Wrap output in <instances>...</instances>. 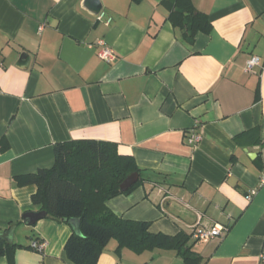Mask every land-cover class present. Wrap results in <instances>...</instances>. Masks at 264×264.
<instances>
[{
	"label": "crops",
	"instance_id": "obj_1",
	"mask_svg": "<svg viewBox=\"0 0 264 264\" xmlns=\"http://www.w3.org/2000/svg\"><path fill=\"white\" fill-rule=\"evenodd\" d=\"M100 1L104 19L86 0H0V232L13 225L24 245L0 264H75L65 251L73 227L27 224L37 186L16 178L84 139L115 143L142 169L140 184L107 201L116 215L190 235L198 264H264V0H192L212 24L192 43L165 0ZM101 41L113 62L99 56ZM252 55L261 62L249 72ZM216 224L227 231L193 237ZM97 264L190 263L176 249L137 253L113 239Z\"/></svg>",
	"mask_w": 264,
	"mask_h": 264
},
{
	"label": "trees",
	"instance_id": "obj_2",
	"mask_svg": "<svg viewBox=\"0 0 264 264\" xmlns=\"http://www.w3.org/2000/svg\"><path fill=\"white\" fill-rule=\"evenodd\" d=\"M165 1L171 5L169 19L188 42L192 43L199 31L211 30L208 16L198 11L192 0ZM55 154L52 167L20 175L16 180L21 186H37L32 200L40 206L39 211L46 212L44 218L73 227L65 244L67 257L73 263L97 264L113 239L118 242V249L127 247L137 253L154 248L176 249L186 262L199 263L200 257L196 258L187 245L190 235L152 233L149 222L124 219L108 207L109 199L129 193L144 180L132 155L121 154L113 142L94 139L60 143ZM134 172L139 174L138 181L122 191L121 183ZM22 247L15 241L0 240V256L12 259Z\"/></svg>",
	"mask_w": 264,
	"mask_h": 264
},
{
	"label": "built area",
	"instance_id": "obj_3",
	"mask_svg": "<svg viewBox=\"0 0 264 264\" xmlns=\"http://www.w3.org/2000/svg\"><path fill=\"white\" fill-rule=\"evenodd\" d=\"M105 16H106V13L104 11H101L98 15L99 19H104ZM110 21H111V18H108V22ZM100 43L102 45V48L98 53L99 56L108 62H113L117 57L116 52L111 47L107 46L103 41H101ZM260 62H261L260 57L256 55H252L247 60L245 69L251 72L254 70L256 66L260 64ZM200 139H201L200 135H196L192 133L190 134L188 138V142L193 145V144H196ZM262 182L264 183V177L262 179ZM256 192H257L256 189H253L252 191H250V193L248 194V198L252 199V197L256 194ZM227 229L228 227L226 226L216 224L211 229H206V228L196 229L193 231L192 235L195 239L215 237V236L221 235L223 232L227 231ZM45 245H46V242L43 240H34L32 241L30 246L31 248L39 252H42L45 248Z\"/></svg>",
	"mask_w": 264,
	"mask_h": 264
},
{
	"label": "water",
	"instance_id": "obj_4",
	"mask_svg": "<svg viewBox=\"0 0 264 264\" xmlns=\"http://www.w3.org/2000/svg\"><path fill=\"white\" fill-rule=\"evenodd\" d=\"M88 6H91L96 13H100L102 10V3L100 0H86ZM28 59L27 55H23L20 59V64H24ZM139 179V174L137 172L131 173L125 180L121 183L120 188L122 191L128 190L131 186H133ZM46 216L45 211H37V212H28L23 216L24 221L27 224H34L39 219L44 218ZM14 237V229L11 228L9 231L0 232V240H4L6 242H13Z\"/></svg>",
	"mask_w": 264,
	"mask_h": 264
}]
</instances>
